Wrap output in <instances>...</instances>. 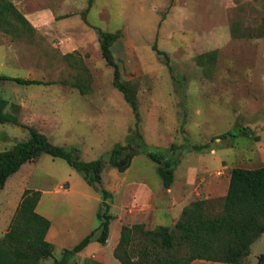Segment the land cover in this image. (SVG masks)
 Returning a JSON list of instances; mask_svg holds the SVG:
<instances>
[{
    "label": "rangeland",
    "instance_id": "obj_1",
    "mask_svg": "<svg viewBox=\"0 0 264 264\" xmlns=\"http://www.w3.org/2000/svg\"><path fill=\"white\" fill-rule=\"evenodd\" d=\"M10 1L32 26L15 20L0 26V75L52 83L0 79L6 111L18 105L22 123L55 144L77 147L85 160L107 159L116 143L135 141L134 112L114 87L113 68L99 43V28L120 32L113 52L123 79L138 85L146 148L176 162L173 190L164 187L158 164L144 152L126 171L107 164L101 188L108 191L105 201L113 216L110 236L105 245L95 237L71 264L89 257L120 264L114 247L123 225L173 226L184 209L182 199H205L206 185L219 182V170L223 176L233 167L264 166V0H235V8L225 4L219 12L212 10L214 0H93L89 10V0ZM178 4L182 8H173ZM79 78L88 83V93L72 85ZM224 133L229 135L216 138ZM28 137L23 126L0 123V151ZM205 143L209 146L200 151L192 148ZM205 161L207 170L193 173L195 184L185 190V167ZM26 189L41 191L37 211L52 223L47 236L53 256L42 264H53L65 248L99 228L98 212L106 209L102 193L65 159L43 153L0 187V236ZM223 201L218 195L208 198V211L218 214ZM251 247L240 264H257L264 239Z\"/></svg>",
    "mask_w": 264,
    "mask_h": 264
},
{
    "label": "trees",
    "instance_id": "obj_2",
    "mask_svg": "<svg viewBox=\"0 0 264 264\" xmlns=\"http://www.w3.org/2000/svg\"><path fill=\"white\" fill-rule=\"evenodd\" d=\"M92 1L89 0L87 10ZM11 20L31 25L12 1L0 0V26L6 22L10 23ZM98 31L102 56L107 65L113 68V85L123 93L134 112L137 123L135 141L116 143L108 153L107 159L101 156L85 160L80 156L77 147L67 148L55 144L35 126L22 123L18 105H13L14 111H6L9 101L0 96V123L20 125L29 132L27 139L0 151V187H4L9 176L19 171L23 164L36 161L41 154L47 153L54 158L65 159L103 196V207L106 209L98 212L101 221L98 228L100 233L96 236L98 229L92 230L74 247L65 248L62 257L55 259L53 264H71L76 255L95 237L102 245L107 243L113 217L109 212L110 205L105 201L108 191L101 188L107 164L120 171H126L134 157L144 152L158 164L157 169L165 188H170L175 178L176 162L164 153L146 148L140 126L138 85L123 79L120 64L113 52V45L120 37V32L103 31L100 28ZM154 48L169 61L166 52L158 49L156 45ZM0 79L22 85L52 83L8 75H0ZM72 85L79 88L83 94L89 91L88 83L81 78L76 79ZM227 135L229 133L216 138L222 139ZM208 146V143L194 144L192 148L200 151ZM40 198V190L24 191L8 230L0 236V264H42L43 259L53 256L54 245L47 240L51 220L37 211ZM263 234L264 166L233 167L230 171L228 191L218 214L208 211L206 199H196L184 207L173 226L158 225L155 228H146L144 223L123 225L119 241L114 247V256L120 264H190L194 260L240 264L250 254L252 244ZM257 260V264H264V253H260ZM84 264L104 263L89 257Z\"/></svg>",
    "mask_w": 264,
    "mask_h": 264
},
{
    "label": "crops",
    "instance_id": "obj_3",
    "mask_svg": "<svg viewBox=\"0 0 264 264\" xmlns=\"http://www.w3.org/2000/svg\"><path fill=\"white\" fill-rule=\"evenodd\" d=\"M214 1H215V4H214V7L212 8V10L214 9L215 12H219L220 10H223L226 7L225 4H227L226 8H235L237 6V3H236L235 0H214ZM245 1H247V0H245ZM173 8L179 10L180 8H182V6H181V4H178V5L173 6ZM159 9H163V8L160 7V6H154V10L158 11ZM212 152H214V154H215L216 150L213 149ZM198 165L199 166H197V164L191 163L188 166V168L185 167V169L183 170V173H185L183 180L185 182L182 183V186H185V190L190 191L192 189L193 185L195 184V178H194V176L192 174L193 173L197 174V173L200 172V170H207L208 161L203 162L202 165L201 164H198ZM195 167H197V168H195ZM222 167L226 168L225 165L224 166L222 165ZM222 167L220 169H222ZM231 169H230V171H231ZM218 172H221V174L218 173L219 176L215 180H219V182L217 184H215V185H212V184L206 185L207 193H206L204 198L207 199V200H208V198L216 196V195H218L219 197L222 198V197H225V195L227 194L228 187H229V182H230V172L227 175H223V176H222V174H223L222 170L221 171L219 170ZM224 172H225V170H224ZM213 182H214V180H213ZM148 187H150V186H148ZM168 189L169 190H173L174 189V184H172V186L170 188H168ZM182 197H183V195L181 196L180 200L182 199ZM184 199H185V201H183V202H185V204L182 206V209H183V207L188 205V203H189L191 198H190L189 195H186L182 200H184ZM179 215H178V218H179ZM51 225H52V223H51ZM263 239H264V234L257 241H255L252 244V246H255L259 242H262ZM47 240L50 241L48 239V236H47ZM259 254H257V256Z\"/></svg>",
    "mask_w": 264,
    "mask_h": 264
},
{
    "label": "built area",
    "instance_id": "obj_4",
    "mask_svg": "<svg viewBox=\"0 0 264 264\" xmlns=\"http://www.w3.org/2000/svg\"><path fill=\"white\" fill-rule=\"evenodd\" d=\"M219 174H221V172H218Z\"/></svg>",
    "mask_w": 264,
    "mask_h": 264
}]
</instances>
